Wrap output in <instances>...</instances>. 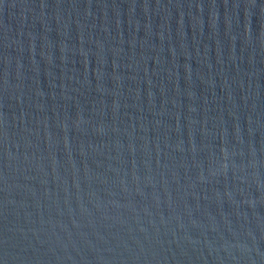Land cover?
Listing matches in <instances>:
<instances>
[{"label":"water","instance_id":"1","mask_svg":"<svg viewBox=\"0 0 264 264\" xmlns=\"http://www.w3.org/2000/svg\"><path fill=\"white\" fill-rule=\"evenodd\" d=\"M0 264H264V0H0Z\"/></svg>","mask_w":264,"mask_h":264}]
</instances>
